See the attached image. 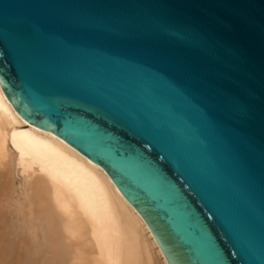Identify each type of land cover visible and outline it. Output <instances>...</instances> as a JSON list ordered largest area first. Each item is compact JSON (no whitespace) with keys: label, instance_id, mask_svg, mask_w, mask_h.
<instances>
[{"label":"water","instance_id":"water-1","mask_svg":"<svg viewBox=\"0 0 264 264\" xmlns=\"http://www.w3.org/2000/svg\"><path fill=\"white\" fill-rule=\"evenodd\" d=\"M0 83L169 264H264V0H0Z\"/></svg>","mask_w":264,"mask_h":264},{"label":"bare ground","instance_id":"bare-ground-1","mask_svg":"<svg viewBox=\"0 0 264 264\" xmlns=\"http://www.w3.org/2000/svg\"><path fill=\"white\" fill-rule=\"evenodd\" d=\"M0 264H169L109 173L25 119L1 83Z\"/></svg>","mask_w":264,"mask_h":264},{"label":"rangeland","instance_id":"rangeland-1","mask_svg":"<svg viewBox=\"0 0 264 264\" xmlns=\"http://www.w3.org/2000/svg\"><path fill=\"white\" fill-rule=\"evenodd\" d=\"M20 179V177H18V180Z\"/></svg>","mask_w":264,"mask_h":264}]
</instances>
